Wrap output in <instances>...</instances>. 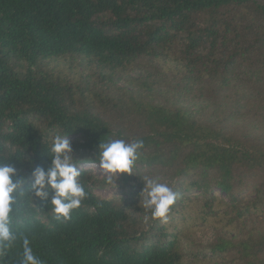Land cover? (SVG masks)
<instances>
[{
  "label": "trees",
  "instance_id": "trees-1",
  "mask_svg": "<svg viewBox=\"0 0 264 264\" xmlns=\"http://www.w3.org/2000/svg\"><path fill=\"white\" fill-rule=\"evenodd\" d=\"M60 62L93 66L102 87L71 83ZM57 135L79 137L86 193L67 219L50 189L31 190ZM114 139L143 147L114 179L121 197L100 198L113 182L83 165ZM0 163L24 177L0 264H22L25 241L42 264H264V0H0ZM146 180L177 193L163 220L143 207ZM223 220L237 233L196 244Z\"/></svg>",
  "mask_w": 264,
  "mask_h": 264
},
{
  "label": "clouds",
  "instance_id": "clouds-1",
  "mask_svg": "<svg viewBox=\"0 0 264 264\" xmlns=\"http://www.w3.org/2000/svg\"><path fill=\"white\" fill-rule=\"evenodd\" d=\"M142 147V141L128 143L123 139L99 144V167L109 174L108 183H112L113 179L119 176L131 175ZM51 152L53 155L47 171L37 169L34 172L31 190L35 192L36 197L44 198L48 195L46 189H50L54 193L51 201L54 212L67 219L70 211L80 206L86 193L78 182L80 172L73 162L72 147L68 138L57 135L53 140ZM146 181V187L141 193L144 197L143 207L151 211L154 219L163 220L174 204L177 193L166 184L154 180ZM23 184L24 177L18 174L13 164L0 163V250L7 248L15 240L8 217L16 201L14 194L20 192ZM22 264H42L33 255L27 241L24 244Z\"/></svg>",
  "mask_w": 264,
  "mask_h": 264
},
{
  "label": "rangeland",
  "instance_id": "rangeland-1",
  "mask_svg": "<svg viewBox=\"0 0 264 264\" xmlns=\"http://www.w3.org/2000/svg\"><path fill=\"white\" fill-rule=\"evenodd\" d=\"M54 72L60 73L62 75L67 76L68 80L73 83V84H80L82 86H91L90 88H101L102 83L101 79L96 77L97 69H95L93 66H88L83 62H78L74 63L73 65H70L68 63L60 62V63H53L50 66ZM171 67L174 68V66L171 64ZM140 71L142 70H136L132 72L129 77H136L139 75ZM163 72V70H161ZM90 79H87V78ZM93 83L95 85L93 86ZM169 83L168 79H163V84L167 85ZM117 87H124L122 83L117 84ZM106 89H103L105 92ZM170 97V96H169ZM173 100H175V97L172 96ZM182 107L187 108L189 110H192V112H195L201 116V118H207L211 115V111L206 110L203 108L200 104H197L193 100H185L181 102ZM69 142H73L74 140H79L78 136H73L68 138ZM86 168H90L93 171V175L95 178L100 179V180H108V175L107 173L104 172L103 169L99 167V165H83ZM118 178V177H117ZM115 178V179H117ZM113 183L106 186L105 188H97L94 190V193L99 196L100 198H120L122 195L121 189L117 186L116 182L112 181ZM218 195L220 197H224L220 192H218ZM215 221H218L215 220ZM232 229L225 220L222 222H212L210 226H206L204 228H201L199 232L195 233V242L197 245L200 246H206L208 243L212 241L216 237L217 234H225L228 230V234L231 236L235 233H237L238 229ZM261 232H264V225H261V228H259ZM186 247H189V243L184 242ZM200 259L191 261L188 260L186 264H237L236 262L232 263L233 257H228L225 259H212L208 260L207 258H202L201 261Z\"/></svg>",
  "mask_w": 264,
  "mask_h": 264
}]
</instances>
